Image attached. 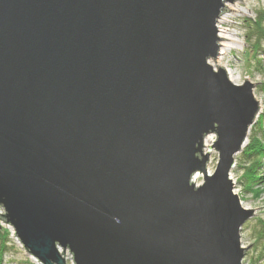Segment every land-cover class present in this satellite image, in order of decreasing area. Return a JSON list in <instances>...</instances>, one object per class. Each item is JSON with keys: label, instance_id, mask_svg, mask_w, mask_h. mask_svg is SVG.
<instances>
[{"label": "water", "instance_id": "95a60500", "mask_svg": "<svg viewBox=\"0 0 264 264\" xmlns=\"http://www.w3.org/2000/svg\"><path fill=\"white\" fill-rule=\"evenodd\" d=\"M235 1L0 0V223L39 264H243L262 110L209 63Z\"/></svg>", "mask_w": 264, "mask_h": 264}, {"label": "rangeland", "instance_id": "374dc122", "mask_svg": "<svg viewBox=\"0 0 264 264\" xmlns=\"http://www.w3.org/2000/svg\"><path fill=\"white\" fill-rule=\"evenodd\" d=\"M236 1L237 3H235V8H238L242 12H233L231 10L232 7L228 4L230 8L226 17H224L225 22L222 21L221 25H219L220 28H226L233 36L229 44V49L225 52L226 54L222 56V64L223 66L228 67L230 72L233 73L236 79V85H243L245 83V79L255 85L254 92L257 97L256 100L261 103L262 114L264 111V52H260V54L254 56L253 50L249 49L246 41V29L244 27V22L246 20L255 19L256 13L259 10L264 9V0H242L243 2L240 0ZM210 65L212 66V64ZM211 140H214L215 143L217 137L215 135H209L205 139L204 143V149L206 151L205 154L210 152L211 155L208 164L209 175L214 174L219 161L218 153L209 148L214 145V143L211 144ZM248 144L249 141H247L245 148ZM240 154L236 157V164L237 161L240 160ZM243 175V169H238L237 166H235L230 177L235 185L234 192L240 197L243 208L255 211L254 218L246 223L241 231L242 246L248 248L244 258V264H253L259 257L263 258V260L258 264H264V245L256 246V242L252 236L254 228H258L259 226L258 222L260 220L264 221V165L260 170L262 183L261 185L252 188V190L246 189L245 184H243ZM192 182L199 187L204 183V178L202 175L196 174L193 176ZM0 226L7 229L11 234L13 233L12 230L7 228L5 225L0 223ZM11 239L13 242L12 249L14 250L5 256L2 264H39L25 252L13 235H11ZM67 257H69V255ZM68 264H73V262L69 261Z\"/></svg>", "mask_w": 264, "mask_h": 264}, {"label": "trees", "instance_id": "16d2710c", "mask_svg": "<svg viewBox=\"0 0 264 264\" xmlns=\"http://www.w3.org/2000/svg\"><path fill=\"white\" fill-rule=\"evenodd\" d=\"M244 27L246 29L247 46L253 50L254 56L264 52V9L256 13L254 20H246ZM248 138L249 144L240 154V162L237 161L236 166L244 171L243 184H245L246 189L252 190V188L262 183L260 170L264 165V111L252 127ZM258 223L259 226L254 228L252 236L256 246H262L264 245V221L260 220ZM11 235L7 229L0 226V264L3 263L5 256L14 250L12 249ZM262 260L263 258L259 257L253 264L261 263Z\"/></svg>", "mask_w": 264, "mask_h": 264}, {"label": "bare ground", "instance_id": "6f19581e", "mask_svg": "<svg viewBox=\"0 0 264 264\" xmlns=\"http://www.w3.org/2000/svg\"><path fill=\"white\" fill-rule=\"evenodd\" d=\"M235 3H237V1H235L232 4H230V6L232 7L231 10L233 12H236V13H241L242 12L241 10H239L238 8H235ZM229 8L230 7L228 6V10H229ZM220 21L225 22L224 17ZM218 37L219 38H222V39H225V40H221V48H220L221 50L219 51V54L216 57V64H215V59L213 61L212 60L209 61V63L212 64V67L214 69H217L216 66L223 67L225 69L226 73H227V76H228L229 80L233 84H236V79H235L233 73L230 72V70L228 69V67L223 66V64H222V56H224L226 54L225 52L229 49V44H230L231 39H232L233 36L230 34V32L226 28L225 29L224 28H219ZM254 96H255V92H254ZM255 98L257 99L256 96H255ZM260 105H261V103H260ZM212 143H214V140H211V144ZM206 150H208V149H206ZM204 153H206L205 149H204ZM67 258H68V262L69 261H72V259H71L70 256L67 257Z\"/></svg>", "mask_w": 264, "mask_h": 264}, {"label": "built area", "instance_id": "2783aa9c", "mask_svg": "<svg viewBox=\"0 0 264 264\" xmlns=\"http://www.w3.org/2000/svg\"><path fill=\"white\" fill-rule=\"evenodd\" d=\"M227 10H228V5H227ZM227 12H228V11H227ZM226 15H227V13H226L224 16H222V17L220 18V20H221L223 17H226ZM220 20H219V22H218L219 24H217L218 32H219V28H220L219 25H221V22H222V21H220ZM220 48H221V42H220ZM220 50H221V49H220ZM244 262H245V260L243 261V264H244Z\"/></svg>", "mask_w": 264, "mask_h": 264}]
</instances>
